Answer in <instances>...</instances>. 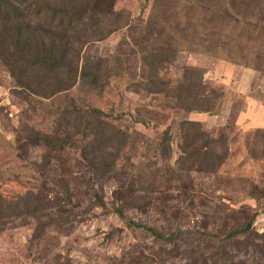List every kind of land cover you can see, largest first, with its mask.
I'll return each instance as SVG.
<instances>
[{
	"label": "rangeland",
	"instance_id": "374dc122",
	"mask_svg": "<svg viewBox=\"0 0 264 264\" xmlns=\"http://www.w3.org/2000/svg\"><path fill=\"white\" fill-rule=\"evenodd\" d=\"M77 46L98 84L50 96L0 58V195L42 199L0 228V264H264V0H115ZM187 68L207 111L159 92Z\"/></svg>",
	"mask_w": 264,
	"mask_h": 264
},
{
	"label": "trees",
	"instance_id": "16d2710c",
	"mask_svg": "<svg viewBox=\"0 0 264 264\" xmlns=\"http://www.w3.org/2000/svg\"><path fill=\"white\" fill-rule=\"evenodd\" d=\"M114 1L0 0V58L17 87L22 89L16 90L32 96H50L69 89L78 76L81 78L89 76L91 77L89 84L92 86L98 84L97 72L88 73L82 65L78 73V69L73 68L72 61L74 55L78 53L77 45L83 38L91 33L102 18L113 14ZM160 85L159 92L173 98H184L183 101L176 102L177 106L191 111L209 110L220 95L202 79L197 68H187L185 80L180 85L174 87H168L163 83ZM73 110L76 114L84 112L76 106H73ZM168 140V133L165 132L162 147H168ZM30 142L51 146L50 136L42 134L34 135ZM212 152L210 151V156L213 155ZM203 153L207 155L208 152ZM30 196L31 194L21 196L18 201L12 202L0 195V228L12 215L32 214L35 210L38 211L37 203L42 204V199L36 195L31 201ZM95 196L103 206L101 198ZM32 202L36 205L32 206ZM117 212L122 215L121 211ZM129 224L136 226V223ZM148 230L155 237L162 238L154 229ZM243 231L234 229L228 238Z\"/></svg>",
	"mask_w": 264,
	"mask_h": 264
},
{
	"label": "water",
	"instance_id": "95a60500",
	"mask_svg": "<svg viewBox=\"0 0 264 264\" xmlns=\"http://www.w3.org/2000/svg\"><path fill=\"white\" fill-rule=\"evenodd\" d=\"M249 227H250V225H249V224H247V225H246V229H248Z\"/></svg>",
	"mask_w": 264,
	"mask_h": 264
}]
</instances>
